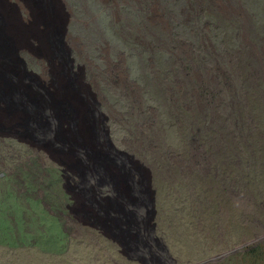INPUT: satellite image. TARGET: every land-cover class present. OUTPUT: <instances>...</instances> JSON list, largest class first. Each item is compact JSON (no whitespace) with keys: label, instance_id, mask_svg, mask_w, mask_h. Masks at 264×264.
<instances>
[{"label":"rangeland","instance_id":"rangeland-1","mask_svg":"<svg viewBox=\"0 0 264 264\" xmlns=\"http://www.w3.org/2000/svg\"><path fill=\"white\" fill-rule=\"evenodd\" d=\"M7 1L23 23L33 21L27 0ZM160 1L177 21L163 14L175 31L156 33L157 53L137 37L143 28L125 38L110 32L122 25L114 21L120 1H89L88 11L69 1L86 30L80 37L97 30L95 15L107 31L94 37V53L72 55L110 118L116 148L151 171L157 234L179 264H264V0ZM162 13L150 12L151 20L162 24ZM30 43L20 55L50 83V58L36 38ZM21 129L0 133V264H138L101 235L113 258L104 245L71 239L73 228L91 229L81 221L82 193H72L65 176L89 172L69 168L72 155ZM72 209L80 220L68 221Z\"/></svg>","mask_w":264,"mask_h":264},{"label":"water","instance_id":"water-1","mask_svg":"<svg viewBox=\"0 0 264 264\" xmlns=\"http://www.w3.org/2000/svg\"><path fill=\"white\" fill-rule=\"evenodd\" d=\"M33 4L38 12L33 21L26 24L21 21L14 5L0 0V130L10 131L13 127L9 123L10 117L16 114L14 119L22 127L21 136L72 155L74 160L65 165L87 170L89 174L96 173L103 180L108 178L119 193L122 181L134 171L151 179V171L141 164L133 163L128 168L114 161L113 149L117 151V148L110 135L107 146H100L94 96L87 93L82 76L74 70V58L66 42L69 20L62 1L33 0ZM14 20L23 35L15 31ZM31 37L38 40V52L50 58V83L43 82L34 71H30L27 61L20 55L24 50H32ZM50 118L57 122L54 126ZM155 193L151 188L149 210L152 216L157 212ZM110 204H115L114 199L108 198L106 206ZM86 207L83 211L90 212L91 209ZM95 216L102 219L100 212Z\"/></svg>","mask_w":264,"mask_h":264},{"label":"flooded vegetation","instance_id":"flooded-vegetation-1","mask_svg":"<svg viewBox=\"0 0 264 264\" xmlns=\"http://www.w3.org/2000/svg\"><path fill=\"white\" fill-rule=\"evenodd\" d=\"M62 1L64 11L68 17V32L66 35V42L68 47L70 48L72 54L75 51L79 50H87L88 53H94L93 47L98 41H96L94 37L100 36L101 34H107V31L102 30V25L100 21L103 19L102 14L95 15L96 18H93L94 23L96 24L97 30L94 32L95 35L89 34L87 37L83 34L82 37L80 35L84 33V29H81L77 22L76 11L77 9H87L89 7L88 2L92 1L97 7H99L98 1H120L116 3V6L119 8L121 5L122 13L121 16H115L114 21L118 22L122 19V25L118 27L117 25H111V31L114 36L125 38L124 34H130L131 29L135 26L140 30L143 28L144 34L137 36L142 37L147 40L149 46L151 48L152 53H157L156 49V39L159 33H174L175 28L174 25H169L167 17L163 16V14H168L169 17H172L173 21H177V19L171 14H169V9L167 7V3H163L160 0H55ZM69 1H77L80 4V7L74 9V5H70ZM146 6V8H144ZM161 9L163 13L161 14L163 17L160 22L162 24H156L151 20L150 12L157 13L158 9ZM88 11V9H87ZM107 14V10H105ZM102 16V18H101ZM108 16V15H107ZM99 17L101 20H99ZM155 17V16H154ZM98 20V21H97ZM139 30V31H140ZM109 31V30H108ZM149 33V34H146ZM77 37L73 38V36ZM88 34V33H87ZM86 34V35H87ZM163 37V35H160ZM73 38L71 41L69 39ZM82 38V40H80ZM164 41L161 38L160 42ZM175 40V39H174ZM173 41V40H172ZM177 42L179 39L176 40ZM74 42V46L70 45V43ZM93 44V46H91ZM77 45V47H75ZM79 46V49H78ZM118 46V45H117ZM111 45L107 42V49H110ZM119 48V47H118ZM114 50V49H113ZM155 50V51H154ZM114 55H118L117 59L123 55L125 59V52L123 50H118L117 52H113ZM110 57H106L107 63L112 61L111 52L108 53ZM74 70L80 74L82 78L84 65L78 62V57H74ZM122 61L119 62L121 64ZM79 71H81L79 73ZM43 82H46V79L41 78ZM87 93H90L94 96V107L97 110L98 117V128L101 134L100 137V146H107V138L108 135L111 137V127L109 125L110 118L103 114L100 110L101 105L98 100H96V95L93 94L92 87L89 83L85 81ZM16 117V116H14ZM50 122L54 126L57 122L50 118ZM10 124H16L17 129H21L20 126L17 125L16 119L9 120ZM22 130V129H21ZM6 133L9 135V130H0V133ZM3 136V135H2ZM30 142H27L29 145ZM41 145V144H40ZM118 148V147H117ZM114 161L119 165L133 164V160L129 158L124 152L117 151L113 149ZM64 177V175H63ZM66 177L68 188L72 193L78 191L81 194L82 200L85 202L87 206H90V212L83 211V218H81L82 224L84 226L90 227V230L82 231L79 228H73V232L75 235L71 238L86 240L93 242L94 245H104L99 240L104 237L106 240L113 242L117 246V253L120 257L126 259L130 262H137L138 264H179V259L177 256L171 254L170 247H168L163 236L157 234V222L156 216L157 212L154 216L150 213V190L153 188V184L150 178L141 175L140 173L134 171L132 175L129 176L126 180L122 181L121 192H117L116 195L104 194L105 191L115 192L112 183H110L109 179H102L96 173H90L86 175H69ZM79 178V179H78ZM23 181V180H21ZM19 184V188H20ZM83 190V191H82ZM88 192L85 193V191ZM29 192H27L28 194ZM86 194V196L84 195ZM108 198L114 199L115 204H110L106 206L108 203ZM99 205H102L100 208ZM69 207V206H66ZM59 209V208H58ZM57 209V210H58ZM61 212V211H60ZM100 212L102 219L96 218L95 214ZM71 213L74 214V218L72 216L69 217L68 221L72 220L74 222L77 221L79 211L76 213L74 209L71 210ZM80 220V219H79ZM101 235L102 237L98 236ZM105 251V255L107 254L109 258H113L111 253L105 249V245L102 248ZM101 250V251H102ZM110 255V256H109ZM116 264H121L117 260L113 259Z\"/></svg>","mask_w":264,"mask_h":264},{"label":"bare ground","instance_id":"bare-ground-1","mask_svg":"<svg viewBox=\"0 0 264 264\" xmlns=\"http://www.w3.org/2000/svg\"><path fill=\"white\" fill-rule=\"evenodd\" d=\"M28 2H29V4L31 5V6H34V4H33V0H27ZM32 12H33V17L35 16V14H36V12H38V8L37 7H33L32 8ZM14 29H15V31L16 32H18V33H21L20 31H19V29H17L18 27H17V23H16V21L14 20ZM22 34V33H21ZM23 35V34H22ZM14 116H16V114H14V115H12L11 116V119H14L15 117ZM10 119V120H11Z\"/></svg>","mask_w":264,"mask_h":264},{"label":"clouds","instance_id":"clouds-1","mask_svg":"<svg viewBox=\"0 0 264 264\" xmlns=\"http://www.w3.org/2000/svg\"><path fill=\"white\" fill-rule=\"evenodd\" d=\"M82 156V155H81ZM111 183V182H110ZM113 186V185H112ZM116 192V191H115ZM117 193V192H116ZM86 196V194H84ZM90 208V206H88Z\"/></svg>","mask_w":264,"mask_h":264}]
</instances>
